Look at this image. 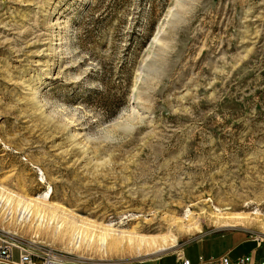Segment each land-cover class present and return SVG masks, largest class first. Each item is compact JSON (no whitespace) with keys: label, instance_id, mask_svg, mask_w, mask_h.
I'll use <instances>...</instances> for the list:
<instances>
[{"label":"rangeland","instance_id":"rangeland-1","mask_svg":"<svg viewBox=\"0 0 264 264\" xmlns=\"http://www.w3.org/2000/svg\"><path fill=\"white\" fill-rule=\"evenodd\" d=\"M2 191L0 244L66 264H175L183 248L198 264L186 244L203 236L264 240V0H0ZM46 195L178 243L62 250L15 220L18 198ZM167 216L192 228L158 227Z\"/></svg>","mask_w":264,"mask_h":264},{"label":"bare ground","instance_id":"bare-ground-1","mask_svg":"<svg viewBox=\"0 0 264 264\" xmlns=\"http://www.w3.org/2000/svg\"><path fill=\"white\" fill-rule=\"evenodd\" d=\"M47 198L48 195L36 197L33 203L28 202L22 203L21 205L19 204L21 200L18 198V211L15 220L35 225V234L38 230L42 231L41 233L46 238L50 237L58 241L62 250L68 249V251H73L75 253H87L90 256L94 254L104 256L112 252L113 249L120 248L124 243L129 244L131 247L135 246L138 250H151V252L154 248H156L154 252L166 250L168 247V244H166L168 240H170L171 246H175L178 243L174 235L146 236L140 234L139 229L145 228L140 221L137 223L136 227H133V231L126 229L124 231H117L116 229L102 225L101 222L98 223L96 220L90 221L83 218L79 214H75L72 209L60 206L59 203ZM14 199L15 198L10 192L4 193V191H2V193H0V203L3 202L8 207V215L9 212L13 211ZM237 219H241V217L239 216ZM160 221L158 227L167 223L170 229L174 227L179 231L183 230L185 227L188 229L192 228L191 223L189 224V222H184L182 219L178 220L171 216L163 217Z\"/></svg>","mask_w":264,"mask_h":264},{"label":"crops","instance_id":"crops-1","mask_svg":"<svg viewBox=\"0 0 264 264\" xmlns=\"http://www.w3.org/2000/svg\"><path fill=\"white\" fill-rule=\"evenodd\" d=\"M254 238V236L246 235L240 230H231L230 232L203 236L187 243L186 245L198 242L201 246L202 253L204 254V256L200 254V257L204 259L228 253V255L233 259L242 257L243 255H249L250 259L248 264H261L264 261V240L259 241ZM179 253L184 256V248L178 253H175V255ZM200 257L198 261L200 260ZM162 258L158 262H160ZM176 261L177 257L173 263Z\"/></svg>","mask_w":264,"mask_h":264},{"label":"built area","instance_id":"built-area-1","mask_svg":"<svg viewBox=\"0 0 264 264\" xmlns=\"http://www.w3.org/2000/svg\"><path fill=\"white\" fill-rule=\"evenodd\" d=\"M254 239L263 240L262 237ZM16 252V254H15ZM175 264H190L189 260L183 257L181 253L176 254ZM16 259V260H14ZM249 255L232 259L228 253L221 254L218 257L203 260L200 257L198 264H248ZM158 261L147 260L137 264H156ZM0 263L5 264H66L57 253L51 251L35 252L22 244L14 245L10 241L3 240L0 244ZM133 264V263H130ZM264 264V261L261 263Z\"/></svg>","mask_w":264,"mask_h":264}]
</instances>
